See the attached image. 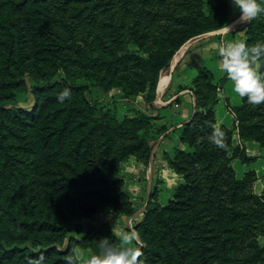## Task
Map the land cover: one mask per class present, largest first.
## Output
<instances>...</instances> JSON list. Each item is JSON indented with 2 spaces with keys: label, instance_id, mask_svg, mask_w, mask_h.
<instances>
[{
  "label": "trees",
  "instance_id": "obj_1",
  "mask_svg": "<svg viewBox=\"0 0 264 264\" xmlns=\"http://www.w3.org/2000/svg\"><path fill=\"white\" fill-rule=\"evenodd\" d=\"M229 22L230 0H0V264L40 255L65 264L76 244L96 253L97 239L119 242L107 223L82 218L106 206L137 211L120 170L132 155L149 163L152 116H120L87 92L115 86L153 98L185 43ZM245 34L249 44L264 40V14ZM27 75L34 103L23 107ZM214 79L206 67L193 79L194 113L175 130L183 146L165 155L182 181L165 205L145 207L140 264H264V189L255 193L254 173L239 177L232 165L248 156L233 128L217 125L226 78ZM64 87L72 96L61 103ZM231 109L240 138L264 147V104L240 97ZM210 125L225 132L226 148L208 141Z\"/></svg>",
  "mask_w": 264,
  "mask_h": 264
},
{
  "label": "rangeland",
  "instance_id": "obj_2",
  "mask_svg": "<svg viewBox=\"0 0 264 264\" xmlns=\"http://www.w3.org/2000/svg\"><path fill=\"white\" fill-rule=\"evenodd\" d=\"M201 36H197L195 37V39L192 38L183 45L186 47V51L188 52V57L191 56L192 57L190 58L188 64L184 67L182 71H179L177 69L173 71V68L171 66L172 61L169 66L162 69L160 73L158 87L156 89L153 98H150L147 92L140 93L136 97H125L122 95L121 90L115 86H112L107 90L102 87L92 86L90 91L87 92L88 98L94 103H97L99 105H106L107 108H113L114 106H117L120 116L123 115L133 116L136 115V112L138 111L146 112V114L152 116L151 119L152 127H150V131H149L150 144L152 145V152L149 163L146 164L144 161L132 155L122 162L121 170H120V175L124 179L123 189L127 193L128 199L130 200L133 207L137 211L131 217H129L130 220L128 219L127 225L121 224L118 216L119 214H123V213L117 212L113 206H106L104 208H100L99 211H97L91 217L82 218V222L86 224L107 223L112 228L113 231L114 229L121 231L122 228L125 229L126 231L127 228L132 229V231L136 233V237L139 241L138 249L140 248L142 243L138 235L137 225L145 217V211H144L145 207L149 203H154V202H157L161 205H165L168 202V200L173 197L176 187L182 181V177H181V181L179 180L178 183L174 182V180L169 181L170 178L167 177L166 174L164 173V170H166V168H170L165 158L166 153L171 154L174 152L175 148H177L178 146H183L181 142L180 132L179 131L174 132L171 138H169L168 141L163 146L156 148L157 139L160 137L161 133L168 127L170 121L172 122V115H173L172 113V115L170 114L171 117H169L170 115L166 117L165 114H163L164 113L163 111L161 112L162 113L161 115V114H157L156 110L163 108L159 106L165 105L166 101L170 98L168 97V92H169L168 87L171 84L174 83L180 89L189 88L193 91L192 89L193 79L205 67L210 69L214 73L215 75L214 82H219V80L223 77L226 78L223 86L218 91V101L215 105L217 123L221 122L233 128L234 143L236 145L237 144L243 145L246 151V155L249 158L245 160H242L240 158H234L232 161V165L239 177L245 176L247 173H252V172L254 173V175L252 174L251 175L254 178L253 191L255 193H261L262 190L264 189V147L261 145V143L255 140H251V139L243 140L239 136L238 129L236 128L237 123L235 122V114L233 113L231 107H233L235 104L240 102V97L239 94L233 90L232 82L227 78L226 74L220 71L219 69L220 57L218 56L217 52H215L213 56L209 57L210 59L208 60L206 59V65L200 67L199 64L196 63L198 58L195 57L196 51L194 50L197 49L200 51V48H202L206 39L208 37L210 38L211 35H208V37H201ZM245 39H246V34L244 27V37L243 39L240 40L245 41ZM218 47L216 49H218ZM172 73L174 75L175 73H177L178 75H182L180 76L181 79L179 78L178 81H175L173 79L175 82H172L169 79L162 87L159 88L160 81L164 80L165 77L168 79V76ZM26 79L28 84V91L26 94L22 93V100H21L22 103L20 105H22L23 107H30L34 103V96L31 92L33 79L31 78L30 75H27ZM226 94L228 95V97L226 96ZM163 95L164 97L167 98H164ZM160 96L162 97L160 98ZM195 102H196V98H195ZM177 107H180V105L176 104L175 108ZM175 110L176 109H174V111ZM158 119H160V123L158 122ZM177 142L181 143V145H178ZM168 148H170L169 151H167ZM162 150L165 151L164 155L162 154ZM159 153H161V155ZM132 157H135L143 165L125 164ZM150 163L152 166H155L156 168L155 170H153V173L155 174L150 173L151 171L150 169H147V171L149 172V174H151L150 177L154 176L153 178L155 184L150 193L151 194L150 198H147V192L145 188L146 185L142 181L144 177L147 176L146 175L147 172H145V169L146 167H148V165H150ZM145 179L147 180V178ZM139 182H141V184H139ZM127 183L131 184L132 187L131 186L129 187L128 186L129 184L127 185ZM136 186H141V190L139 188L137 192ZM83 225H84L82 229L83 231L82 232L80 231L75 235L77 238L83 236L86 231L87 225L85 224ZM71 226L74 227V223H72ZM74 253L77 257H79L78 264H85V261L95 252L87 245H82L79 243L75 245Z\"/></svg>",
  "mask_w": 264,
  "mask_h": 264
},
{
  "label": "clouds",
  "instance_id": "obj_3",
  "mask_svg": "<svg viewBox=\"0 0 264 264\" xmlns=\"http://www.w3.org/2000/svg\"><path fill=\"white\" fill-rule=\"evenodd\" d=\"M238 10L237 22H247L264 14V0H231ZM231 30V26L228 25ZM220 57L219 69L226 74L232 82L233 90L240 97L246 98L248 104L253 106L264 104V40L247 43L244 40L222 42L217 49ZM72 96V89L62 88L56 99L64 103ZM211 132L207 139L218 148L227 147L225 132L222 128L210 125ZM119 243L107 237L97 239L98 252L92 254L85 264H140L141 251L131 246L136 239V233L121 229L117 236ZM65 264H78L79 257L75 254L67 255ZM28 264H45V257L40 255L37 259H30Z\"/></svg>",
  "mask_w": 264,
  "mask_h": 264
},
{
  "label": "crops",
  "instance_id": "obj_4",
  "mask_svg": "<svg viewBox=\"0 0 264 264\" xmlns=\"http://www.w3.org/2000/svg\"><path fill=\"white\" fill-rule=\"evenodd\" d=\"M238 15H239L238 10L233 6V4L231 3V0H230V22L228 23V25L231 26V30L228 28V25H227L221 29L205 33L201 36V37H208V35H211L210 38L208 37L206 39L202 48H200V51L197 49L194 50V51H196L195 57L198 58L196 63H198L200 67L206 65V59L207 60L210 59L209 57L213 56V54L215 52H217L216 48L218 46H220L222 42L243 39L244 27L246 26V24L249 21L237 22ZM182 47H185V46H182ZM191 57H188V52L186 51V48H184V50L181 52L180 55L176 54L174 56V58L172 59V63H171L173 71H175V69L182 71L184 69V67L188 64V61L190 60ZM180 76H182V75H178L177 73H175V75L173 73L170 74L168 76V79L165 77L164 80L160 81L159 88L162 87L167 82V80H169V79L172 82L178 81L179 78L181 79ZM168 90H169L168 97H170V98L166 101L165 105L159 106V107H163V108L158 109L156 111H157V114H161V115H162L161 112L163 111L164 112L163 114H165L166 117H168L170 114L172 115V113H173L172 122L170 121V123L168 124V127L161 133L160 137L157 139L156 148L163 146L168 141V139L171 138L173 133L176 132L175 130L177 128H179L183 123L189 121L191 119L193 113H194V110H195V103H196L195 102V95L191 89H189V88L180 89L173 83L168 87ZM226 96L228 97L227 94H226ZM156 97H157V94H156ZM161 97L162 96H160V98ZM163 97H164V95H163ZM164 98H167V97H164ZM176 104H179L180 107L175 108ZM174 109H176V110L174 111ZM171 115L169 117H171ZM158 122L160 123V119H158ZM217 124L219 126L223 123L218 122ZM177 143H178V145H181V143H179V142H177ZM173 145H176V144H173ZM169 149L170 148H168L167 151H169ZM159 154L161 155V153H159ZM162 154L164 155L165 151L162 150ZM125 164H127V165H129V164H131V165H135V164L143 165L135 157L130 158L129 161H127ZM147 169L151 170L150 173L155 174V173H153V170H155L156 168H155V166H152L150 163V165H148V167H146V169H145V172H147L146 173L147 176L144 177L143 181L141 180L146 185L145 188H146V192H147V198H150V196H151L150 193H151L155 183H154V178H153L154 176L150 177L151 174H149ZM164 173L166 174L167 177L170 178L169 181L174 180V182H177V183L179 180L181 181V175L177 174L171 168H166V170H164ZM145 178H147V180ZM128 184L129 183H127V185ZM139 184H141V182H139ZM128 186L130 187L131 184H129ZM141 186H136L137 192H138L139 188L141 190ZM118 217L120 219L121 224L127 225L128 219L131 216H128L125 214H119ZM114 231L118 236L120 231L115 230V229H114ZM127 231H130V229L127 228ZM131 246L138 248V240L135 239L134 241H132Z\"/></svg>",
  "mask_w": 264,
  "mask_h": 264
},
{
  "label": "bare ground",
  "instance_id": "obj_5",
  "mask_svg": "<svg viewBox=\"0 0 264 264\" xmlns=\"http://www.w3.org/2000/svg\"><path fill=\"white\" fill-rule=\"evenodd\" d=\"M201 36V35H200ZM195 39V38H194ZM189 44V43H188ZM184 48H186V47H181L179 50H178V52H177V55H180L181 54V52L184 50Z\"/></svg>",
  "mask_w": 264,
  "mask_h": 264
}]
</instances>
